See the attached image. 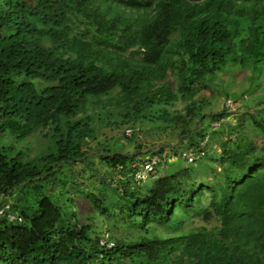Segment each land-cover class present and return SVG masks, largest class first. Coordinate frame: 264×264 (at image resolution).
Instances as JSON below:
<instances>
[{"label": "trees", "instance_id": "1", "mask_svg": "<svg viewBox=\"0 0 264 264\" xmlns=\"http://www.w3.org/2000/svg\"><path fill=\"white\" fill-rule=\"evenodd\" d=\"M251 1L264 3L0 0V196L23 219L0 217V264H264V143L259 149L255 141L264 142V94L253 110L235 114L227 131L221 124L228 108L211 117L220 126L208 132L194 100L233 67H248L254 81L264 76V24L254 17L245 25L238 7ZM168 72L177 78L175 91L160 83ZM103 97L104 108L114 103L124 118L132 116L127 122L176 132L187 151L210 134L225 137L219 155L208 157L206 149L197 163L143 193L131 176L140 152L98 156V164L122 173L120 191L111 186L116 200L110 209L111 201L107 207L92 192L79 194L107 216L118 211L139 232L134 239L92 238L76 212L63 214L52 195L41 193L43 181L57 183L65 174L75 186L77 178L90 180L69 165L85 163L82 148L94 132L88 111ZM178 100L183 110L169 112ZM45 130L48 152L26 159L18 144ZM193 217L218 225L184 230ZM102 238L112 248L100 246Z\"/></svg>", "mask_w": 264, "mask_h": 264}, {"label": "rangeland", "instance_id": "2", "mask_svg": "<svg viewBox=\"0 0 264 264\" xmlns=\"http://www.w3.org/2000/svg\"><path fill=\"white\" fill-rule=\"evenodd\" d=\"M238 7L245 12L246 18L242 21L245 25L247 24L246 22H250L249 18L254 17L256 18L253 22L254 24H264V3L251 1L239 3ZM234 20H232V25H234ZM231 30L233 29L231 28ZM257 59L260 60L259 64H261L263 58L258 57ZM160 83L167 85L172 91H175L177 87V78L171 72H168L166 79ZM248 90L252 92H247ZM115 93L116 92L112 93V98L109 100L114 103L117 98ZM262 94H264V76H260L257 81L252 80V73L248 67L242 69L233 67L232 72L223 71L218 73L209 87L201 90L194 98L196 104L204 113L203 118H205V122L200 124V126H204V128L207 129L208 126H213L214 123L211 117L220 112H224L226 110L225 106L229 101V107L227 108L231 109L229 110L231 114L221 124L223 125L222 130L227 131L230 125L236 124L237 117L235 114L253 110L254 103L257 102V98ZM240 95H243V100H245L247 104L249 103L248 105H245L242 99H237L236 101L233 99V96L239 97ZM101 101L103 104L101 103V105L93 108V110L88 111V114L92 115L90 123L94 130L93 136L85 138L86 141L82 148L88 157L85 159V163L77 162L76 164L69 165V167H72L75 174L83 169L82 176L89 177L90 180L86 181L84 177L77 178V186H75V183L71 182V175L65 174V177L61 176V179L57 183L43 181L41 193L52 195L55 204L61 208L63 214L69 215L71 212H76L80 224L90 227L88 235L92 238L95 234H103L102 236L112 241L118 238L134 239L139 232L136 228L128 226L125 217H121L118 211H111V214L107 216L103 214L102 211L93 207L90 201L79 194L81 191L85 193L92 192L96 197L103 199L107 207L111 201L110 209L115 202L116 197L112 192L114 187L111 189V186H115V188H118L120 191V187H117V182L121 179L122 173H120L119 170L113 172V170L108 168L103 162L98 164V156L104 154V150L110 154L132 155L140 152V155H144L161 147L169 149L172 154L176 153L180 156V154L187 152V147H185L184 138L180 140L176 132H171V130L166 132L154 131L151 125L144 123L143 125L138 121H136V124L127 122L132 116L124 118L123 115L125 113L122 107L115 108L116 105L113 103L112 106H105L104 108L103 105L109 101L106 97H103ZM184 105L182 101L178 100L174 101L173 105L168 106L167 109L169 112L182 111ZM226 111L228 112V110ZM209 116L210 119H208ZM132 129H135L136 134L129 137L126 135V130ZM208 132H211V128ZM44 133H47V131L45 130L32 134L18 144V148L25 149L26 159L42 156L48 152V147L50 145L47 141L48 136L43 137ZM208 137V157L219 155L221 151L220 141L224 140L225 137H212L211 134ZM7 138L8 135H6L5 140L9 142ZM181 141H183L184 146H182ZM255 141L259 149H263L264 142L262 139L255 138ZM210 164L212 165V163ZM187 166H189V164L184 163L183 160H179L157 167L156 176L154 175L151 177L146 184H139L141 185L142 193L150 188L155 180L170 176L177 172V170ZM65 169L67 170V168ZM202 176H199L198 179H202ZM64 182L66 183L64 184ZM109 183H112V185H109ZM13 196H15V194ZM217 225L218 222L215 219L205 222L202 217H193L186 222L184 230L199 227L210 229ZM154 232L161 236L166 234V230L161 227L154 228ZM103 240L104 238L100 241Z\"/></svg>", "mask_w": 264, "mask_h": 264}, {"label": "built area", "instance_id": "3", "mask_svg": "<svg viewBox=\"0 0 264 264\" xmlns=\"http://www.w3.org/2000/svg\"><path fill=\"white\" fill-rule=\"evenodd\" d=\"M225 107H229V101ZM213 123L214 125L210 126L211 131H214L220 126V122L215 121ZM126 134L131 136L132 130H126ZM208 143L209 137L207 136L200 141L198 146L190 148L187 152L180 154V156L173 155L171 151L166 148L164 150L158 148L144 155L137 156V160L131 164V167L133 168L131 173L133 182L136 185L147 182L151 177L156 175L157 167L169 162H175L179 157L186 164L196 163L207 155L206 149ZM0 217L5 218L9 223H22L23 221L22 217L12 207V202L4 196H0ZM100 246H105L110 249L113 246V242L103 240L100 241Z\"/></svg>", "mask_w": 264, "mask_h": 264}, {"label": "clouds", "instance_id": "4", "mask_svg": "<svg viewBox=\"0 0 264 264\" xmlns=\"http://www.w3.org/2000/svg\"><path fill=\"white\" fill-rule=\"evenodd\" d=\"M208 145H209V143H208ZM207 152H208V146H207ZM156 176V175H155ZM149 181V180H148Z\"/></svg>", "mask_w": 264, "mask_h": 264}]
</instances>
